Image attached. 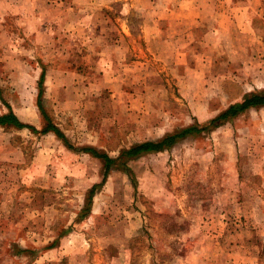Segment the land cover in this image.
<instances>
[{
  "label": "rangeland",
  "instance_id": "374dc122",
  "mask_svg": "<svg viewBox=\"0 0 264 264\" xmlns=\"http://www.w3.org/2000/svg\"><path fill=\"white\" fill-rule=\"evenodd\" d=\"M261 90L264 0H0V115L37 130L0 126V264H264V106L103 182L79 151L119 157Z\"/></svg>",
  "mask_w": 264,
  "mask_h": 264
},
{
  "label": "trees",
  "instance_id": "16d2710c",
  "mask_svg": "<svg viewBox=\"0 0 264 264\" xmlns=\"http://www.w3.org/2000/svg\"><path fill=\"white\" fill-rule=\"evenodd\" d=\"M43 74L44 73L42 71L40 75L39 83L42 82ZM40 94H41V91L39 90L38 96ZM37 106L40 110L41 115L47 122L46 125L41 129V132L46 133L48 131H52L60 140L64 142V144H66V146L75 150L73 147H71L68 144V141L65 135L59 130V128H57L55 125H53L50 122L49 118L45 114V111L42 105L39 103V99L37 101ZM262 106H264V90L253 91V92L244 94L243 97L239 101L234 102L230 104L229 106H227L225 109H223L218 114H216L214 117H212L204 125H200L198 123H192L190 125L175 129L172 132L165 133L163 136H161L158 139L145 140V141L136 143L126 149H123L120 152L119 157L112 158L108 154L104 152H99L93 147H81L79 151L90 153L92 156L102 161L103 170H104L103 175H102V182H103L112 167L121 168V170L124 172L128 171V166L120 167L117 165V161L120 158L125 159V162H126L140 155H144L147 153H153V152H160L163 150L170 149L174 144H176L181 139L187 138L189 136L199 135L200 133H203V132H209L215 127L219 126L220 124L231 121L234 117L238 116L239 114H241L248 108L262 107ZM0 126H6V127L11 126L15 128L26 127L34 132H37V130L33 126L21 122L20 119L11 110L7 113H3L0 115ZM100 184L101 182L93 184L91 188L89 189L87 196H86V204L82 210V215L90 209L92 196Z\"/></svg>",
  "mask_w": 264,
  "mask_h": 264
},
{
  "label": "crops",
  "instance_id": "0c3cea01",
  "mask_svg": "<svg viewBox=\"0 0 264 264\" xmlns=\"http://www.w3.org/2000/svg\"><path fill=\"white\" fill-rule=\"evenodd\" d=\"M246 94V93H245ZM257 108H260V107H251V108H248L247 110H245L244 112H242V113H245V112H247V111H249V110H251V109H257ZM241 113V114H242ZM241 114H239V115H241ZM238 115V116H239ZM238 116H236V117H234L233 119H235V118H237Z\"/></svg>",
  "mask_w": 264,
  "mask_h": 264
}]
</instances>
